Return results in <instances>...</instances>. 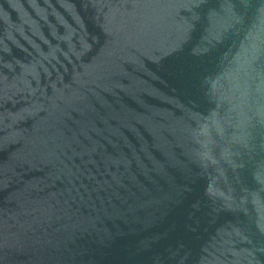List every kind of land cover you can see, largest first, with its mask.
Listing matches in <instances>:
<instances>
[{
	"label": "water",
	"instance_id": "obj_1",
	"mask_svg": "<svg viewBox=\"0 0 264 264\" xmlns=\"http://www.w3.org/2000/svg\"><path fill=\"white\" fill-rule=\"evenodd\" d=\"M0 264H264V0H0Z\"/></svg>",
	"mask_w": 264,
	"mask_h": 264
}]
</instances>
